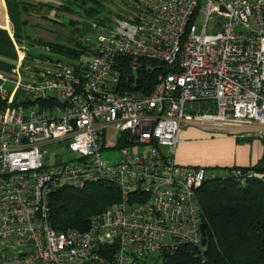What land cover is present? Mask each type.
Listing matches in <instances>:
<instances>
[{
    "label": "built area",
    "instance_id": "obj_1",
    "mask_svg": "<svg viewBox=\"0 0 264 264\" xmlns=\"http://www.w3.org/2000/svg\"><path fill=\"white\" fill-rule=\"evenodd\" d=\"M127 6L90 21L86 54L66 59L43 44L0 72V264H158L184 244L203 248L197 191L216 174L176 162L180 132L197 125L264 141V0ZM119 56L169 71L148 95L121 92ZM46 147L74 156L51 164ZM113 148L120 157L106 159ZM230 175L264 183V155ZM102 181L120 198L87 230L52 227L53 191Z\"/></svg>",
    "mask_w": 264,
    "mask_h": 264
},
{
    "label": "trees",
    "instance_id": "obj_2",
    "mask_svg": "<svg viewBox=\"0 0 264 264\" xmlns=\"http://www.w3.org/2000/svg\"><path fill=\"white\" fill-rule=\"evenodd\" d=\"M96 3L97 0H66L57 9L67 10L71 15L79 11L87 20L84 21L86 27H82L86 33L92 31L89 21L107 17L101 14V5ZM43 5L46 4H37ZM27 9L28 6H24V10ZM78 20L70 22L79 23ZM48 44L60 56L76 59L89 51L90 41ZM115 67L120 73L118 89L141 95L150 94L158 76L169 71L164 63L151 59H141L133 68L126 56L117 57ZM231 169L227 168L223 175L207 178L197 191L207 226L206 245L201 248L184 244L174 253L164 255V264H264V183L256 180L243 183L230 175ZM119 198V189L107 181L83 189L60 187L50 194V224L58 231L69 228L85 231L93 216Z\"/></svg>",
    "mask_w": 264,
    "mask_h": 264
},
{
    "label": "crops",
    "instance_id": "obj_3",
    "mask_svg": "<svg viewBox=\"0 0 264 264\" xmlns=\"http://www.w3.org/2000/svg\"><path fill=\"white\" fill-rule=\"evenodd\" d=\"M41 3L46 4L45 7L37 6ZM63 3L60 2L59 6ZM24 6H28V9L24 10ZM53 6L54 4L44 1L0 0V54L3 55L0 56V72L12 73L22 60L31 61L40 55L35 49L42 50L43 44L55 42L44 38L45 32L27 41L23 36V25L26 21L24 14L47 19V13L43 15L42 10L57 9ZM38 11H41L42 15H39ZM68 14L70 15L69 12ZM7 56L11 60H8ZM263 155L264 141L259 138L240 140L231 134L190 125L180 132L175 160L178 164L205 167L220 175L223 172L216 170L259 165Z\"/></svg>",
    "mask_w": 264,
    "mask_h": 264
},
{
    "label": "rangeland",
    "instance_id": "obj_4",
    "mask_svg": "<svg viewBox=\"0 0 264 264\" xmlns=\"http://www.w3.org/2000/svg\"><path fill=\"white\" fill-rule=\"evenodd\" d=\"M29 2H39L44 1L47 4H54L55 7L58 8L60 2H66V0H27ZM98 5H101V14L104 16H109L110 14H116L117 17L119 16V12H127L128 6H127V0H97ZM41 12V11H40ZM39 11L37 12L39 15L41 14ZM43 15L47 13V19L31 16L29 14H24V18L26 19L24 25H23V36L25 41L35 38L39 35H41L42 32L46 33V36L44 38L49 39L50 41L55 42H61L65 44H73L77 40H82L86 42L87 40L93 41L94 40V32H84L82 27H86L84 24V21H87L84 16L79 12H75V15H81V16H72L69 15L67 10H42ZM42 15V14H41ZM103 18V17H101ZM71 19H79V23L71 24ZM95 20V19H94ZM91 20V21H94ZM90 22V21H89ZM198 26H200L198 24ZM36 53H42L43 51L40 50V48L34 50ZM0 56H3L0 54ZM8 60L10 59L7 56ZM11 60V59H10ZM8 74V73H7ZM13 87L10 83L5 84V88L10 90ZM114 144L113 139H109L108 145L112 146ZM42 151L45 155V158L51 163L54 164L57 160V156L59 155L63 158L64 161L69 160L74 155L69 152L66 148H42ZM104 157L106 159L113 160L116 157H120L119 150L117 148H113L111 150H105ZM211 172H215L210 170ZM216 172H227L226 169L222 170H216ZM224 173H222L223 175ZM158 264H164L163 262H159Z\"/></svg>",
    "mask_w": 264,
    "mask_h": 264
},
{
    "label": "water",
    "instance_id": "obj_5",
    "mask_svg": "<svg viewBox=\"0 0 264 264\" xmlns=\"http://www.w3.org/2000/svg\"><path fill=\"white\" fill-rule=\"evenodd\" d=\"M201 232H202V246H205L207 243V226L205 223L201 224Z\"/></svg>",
    "mask_w": 264,
    "mask_h": 264
}]
</instances>
